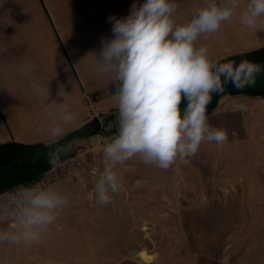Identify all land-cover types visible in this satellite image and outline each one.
Here are the masks:
<instances>
[{
	"label": "crops",
	"instance_id": "crops-1",
	"mask_svg": "<svg viewBox=\"0 0 264 264\" xmlns=\"http://www.w3.org/2000/svg\"><path fill=\"white\" fill-rule=\"evenodd\" d=\"M144 2L0 0V144L10 140L51 143L37 129L55 117L45 115L47 101L33 90V81L41 87L48 84L49 103L63 102L62 89L78 114L61 138L92 117L110 126L115 135V92L108 89L110 81L89 70L90 53L99 50L101 38L112 36L110 15L124 18L133 5ZM176 2L179 22L202 0ZM199 42L209 46L214 58L222 59L264 46V30L242 26L236 15L212 37H201ZM25 61L36 69L22 76L19 66ZM238 103L245 104L246 110L234 112ZM207 116L212 127L227 131L228 141L222 146L203 143L194 156L177 160L166 170L145 165L139 156L126 161L120 166L126 186L116 195L123 199L124 188L129 194L126 205L117 210L130 215L133 222L139 208L160 215L158 230L181 231L185 241L179 244L185 246L189 264H264V96L224 94ZM93 135L76 137L67 145L84 143ZM152 206L158 209L151 211ZM168 215L174 216L170 222ZM147 222L149 218L144 226L152 228ZM64 230L54 223L38 242L13 245L15 253L3 263L55 264L54 255L33 247L69 241ZM64 257L57 262H65Z\"/></svg>",
	"mask_w": 264,
	"mask_h": 264
},
{
	"label": "clouds",
	"instance_id": "clouds-1",
	"mask_svg": "<svg viewBox=\"0 0 264 264\" xmlns=\"http://www.w3.org/2000/svg\"><path fill=\"white\" fill-rule=\"evenodd\" d=\"M178 9L176 0H145L133 5L124 18L110 15L112 36L101 38L99 50L90 53L89 70L115 86L117 109L116 134L103 140L102 168L91 170L97 205L112 202L122 187L120 166L133 157L166 170L177 160L194 156L203 143L225 144L227 131L209 124L207 106L213 94L224 93L228 84L238 90L254 86L261 71L260 65L248 60L221 62L199 41L212 37L236 15L242 26L264 30V0H202L179 22ZM35 69L28 61L19 66L22 76ZM32 87L47 101L45 115L55 117L37 131L54 144L78 114L62 89L63 102L49 103L48 84L41 87L33 81ZM244 110L243 103L233 107L234 112ZM70 147H58L48 155L56 161ZM68 203L52 187H19L0 203V217L11 222L0 230V243L38 242Z\"/></svg>",
	"mask_w": 264,
	"mask_h": 264
},
{
	"label": "rangeland",
	"instance_id": "rangeland-1",
	"mask_svg": "<svg viewBox=\"0 0 264 264\" xmlns=\"http://www.w3.org/2000/svg\"><path fill=\"white\" fill-rule=\"evenodd\" d=\"M100 125V131L86 142L69 144L70 150L61 152L58 160H51V168L32 185L52 187L69 201L55 222L59 230L61 227L65 229L64 237L69 241H54L50 246H32L33 249L54 255L55 264H60L57 259L62 260L63 256L65 262L62 264H189L185 246L179 244L185 241L181 231L172 228L158 230L160 215L148 213V208L144 209L146 211L139 208L133 222L130 215L117 210L126 205L127 188L123 190L126 195L123 199V195L117 197L114 194L112 202L107 205L95 203V180L90 177L88 168H102L103 140L114 136L110 126ZM122 186L125 187L126 183L122 182ZM19 187L5 191L7 193L0 197V203ZM157 209L150 208L151 211ZM147 218L152 228L144 226ZM166 218L170 222L174 216ZM0 222L5 224L0 230L11 226L2 217ZM13 245L16 244L0 243V264H4L6 256L15 253ZM178 258L181 259L179 262Z\"/></svg>",
	"mask_w": 264,
	"mask_h": 264
},
{
	"label": "trees",
	"instance_id": "trees-1",
	"mask_svg": "<svg viewBox=\"0 0 264 264\" xmlns=\"http://www.w3.org/2000/svg\"><path fill=\"white\" fill-rule=\"evenodd\" d=\"M248 60L260 65L261 71L256 77L254 86L242 90L226 85V91L222 94L214 93L211 102L207 106V113L216 105L218 98L224 94L244 93L251 96H264V46L242 53L234 54L220 59L221 62L235 61L237 64ZM110 92H115V86L111 83ZM186 107V101L181 104ZM100 123L97 117L90 118L84 125L75 129L59 139L56 143H21L10 140L0 144V194L13 190L19 186L30 187L51 168L49 152L58 147L67 145L76 137H85L100 131Z\"/></svg>",
	"mask_w": 264,
	"mask_h": 264
},
{
	"label": "built area",
	"instance_id": "built-area-1",
	"mask_svg": "<svg viewBox=\"0 0 264 264\" xmlns=\"http://www.w3.org/2000/svg\"><path fill=\"white\" fill-rule=\"evenodd\" d=\"M92 168H94V167H90V168H88V173H89L90 177L93 178V179L95 180V177H93V176L91 175V170H92Z\"/></svg>",
	"mask_w": 264,
	"mask_h": 264
},
{
	"label": "bare ground",
	"instance_id": "bare-ground-1",
	"mask_svg": "<svg viewBox=\"0 0 264 264\" xmlns=\"http://www.w3.org/2000/svg\"><path fill=\"white\" fill-rule=\"evenodd\" d=\"M146 256V255H145ZM145 259V258H144Z\"/></svg>",
	"mask_w": 264,
	"mask_h": 264
}]
</instances>
